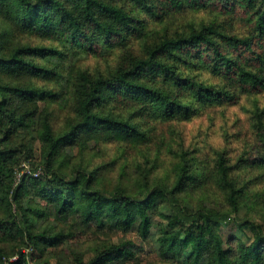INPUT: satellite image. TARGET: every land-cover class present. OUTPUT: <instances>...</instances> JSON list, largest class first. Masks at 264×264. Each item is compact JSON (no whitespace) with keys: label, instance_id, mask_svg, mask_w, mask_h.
Masks as SVG:
<instances>
[{"label":"trees","instance_id":"trees-1","mask_svg":"<svg viewBox=\"0 0 264 264\" xmlns=\"http://www.w3.org/2000/svg\"><path fill=\"white\" fill-rule=\"evenodd\" d=\"M183 11L209 16L147 31ZM132 36L139 53L105 70L77 66L125 49ZM24 75L46 84L14 81ZM263 95L264 0H0V264H52L71 239L118 231H136L163 264H264V222L251 213L264 208ZM242 98L255 140L235 159L215 148L210 170L175 149L171 182L145 173L114 183L107 164L87 158L92 142L147 143L143 116L188 121ZM119 102L130 115L113 111ZM52 103L70 108L61 124ZM207 177L225 206L186 200ZM142 246L109 242L76 264H130Z\"/></svg>","mask_w":264,"mask_h":264},{"label":"rangeland","instance_id":"rangeland-1","mask_svg":"<svg viewBox=\"0 0 264 264\" xmlns=\"http://www.w3.org/2000/svg\"><path fill=\"white\" fill-rule=\"evenodd\" d=\"M208 12H179L174 13L173 18H169L162 23L148 26V32L152 29H182L183 25L193 20L207 18ZM133 38L128 42L125 49L117 48L114 54L105 59L86 55L77 61V66L96 69L101 66L104 70L108 66L115 65L120 58L118 56H127L129 52H140L142 41L139 38ZM24 41L30 43H48L47 41L32 36H26ZM31 82L38 85L46 84L41 78H32L30 75H24L14 81ZM264 97V95H263ZM45 107L41 104V108ZM49 109L54 111L55 123L58 125L70 113V108H59L56 103L49 105ZM55 108V110H53ZM251 103L247 98L233 105H224L220 107L208 108L202 114L193 117L188 121L171 120L162 121L152 117L143 116L139 119L142 128L149 135V141L136 146L120 145L118 143H90L87 149V158L91 159L93 164H107L106 174L110 181L117 182L123 180L128 182L136 181L141 174H149L151 178L171 182L174 179V168L178 161L176 150L184 149L188 155H196V165L194 168H213V159L215 148H227L232 153L233 158L245 149V145L251 144L255 140L251 126ZM115 113H123L125 116L131 114V109H127L119 103L115 104L113 109ZM39 146V144L37 145ZM174 150V151H173ZM36 158H39V152H36ZM243 170H237L242 174ZM263 187V184L258 185ZM263 190L262 189H258ZM186 200L193 204H203L211 206H225V200L222 191L217 187L213 180H196L188 186V191L183 194ZM257 216L260 222H264V208L257 204L251 212ZM124 240H133L136 244H142L143 251L137 261L130 264H163L156 259L153 253V247L150 243H142L136 231L128 234L115 232L111 236L94 237L91 234L77 236L56 250L51 256L52 264H76V255H82L85 262L94 253L99 246L109 242L118 243ZM86 264V263H85ZM116 264V263H112Z\"/></svg>","mask_w":264,"mask_h":264}]
</instances>
